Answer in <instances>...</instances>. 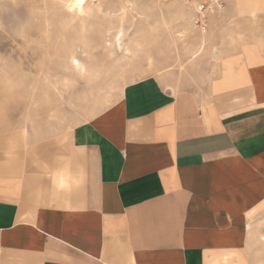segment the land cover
Listing matches in <instances>:
<instances>
[{"label":"crops","instance_id":"obj_1","mask_svg":"<svg viewBox=\"0 0 264 264\" xmlns=\"http://www.w3.org/2000/svg\"><path fill=\"white\" fill-rule=\"evenodd\" d=\"M263 210L259 42L203 92L146 77L63 132L0 131V264H250Z\"/></svg>","mask_w":264,"mask_h":264},{"label":"rangeland","instance_id":"obj_2","mask_svg":"<svg viewBox=\"0 0 264 264\" xmlns=\"http://www.w3.org/2000/svg\"><path fill=\"white\" fill-rule=\"evenodd\" d=\"M69 1L0 0V131L63 132L146 77L203 92L224 55L264 45V0H89L83 15ZM118 32L122 50L113 46ZM70 53L92 75L74 71ZM247 254L264 264V210Z\"/></svg>","mask_w":264,"mask_h":264},{"label":"bare ground","instance_id":"obj_3","mask_svg":"<svg viewBox=\"0 0 264 264\" xmlns=\"http://www.w3.org/2000/svg\"><path fill=\"white\" fill-rule=\"evenodd\" d=\"M89 0H70L69 1V8H70V11L74 12L75 14L77 15H83L85 14V7L87 6ZM123 37V34L122 32H118L114 38H113V46L116 48V49H119V50H122V47H121V38ZM204 47L201 45L199 50L192 53L191 55V58L192 59H196L200 56V54L202 53ZM113 50V49H112ZM115 50V49H114ZM245 50V49H244ZM125 53H128L130 52L129 49H125L124 51ZM249 53V52H248ZM251 56V55H250ZM253 56V55H252ZM253 58V57H252ZM69 60V64H70V67L76 71L78 74L80 75H86V77H88L89 75H92V70H90V68L85 65L83 62L79 61L76 57L73 56L72 53H70V56L68 58ZM252 60V59H251ZM254 62V60H252ZM92 65V64H91ZM90 65V66H91ZM262 69V68H261ZM75 72V73H76ZM96 72V71H95ZM76 73V74H77ZM94 75V74H93ZM79 76V75H78ZM82 78V77H81ZM89 79V78H88Z\"/></svg>","mask_w":264,"mask_h":264}]
</instances>
